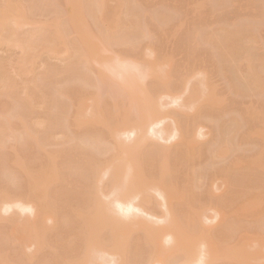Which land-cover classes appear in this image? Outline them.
<instances>
[{
  "label": "rangeland",
  "instance_id": "obj_1",
  "mask_svg": "<svg viewBox=\"0 0 264 264\" xmlns=\"http://www.w3.org/2000/svg\"><path fill=\"white\" fill-rule=\"evenodd\" d=\"M85 1L82 0L81 16L78 14L82 18L79 27L84 28L97 43L100 42L101 57L106 56L108 61L116 58L125 61L129 57L132 59L130 61L138 63V66L143 65L142 70L144 62L149 61L152 71L157 70V75L159 72L160 76H163L161 68L167 73L169 71V74H164V78L161 77L163 79L159 77L160 80L153 77L152 72V76H142L145 78L143 81L142 77L139 79L138 82L142 81L141 84L136 83L127 88L121 86L123 90L121 88L118 90L116 84L119 81L107 84L106 80L103 82L98 78L99 62L82 56L83 53L80 51L82 48L79 46L81 48L79 49L77 44L79 34L71 25L68 15L70 0H23L25 10H29L27 22L18 25L12 34L8 29L12 14L15 12V2L0 0V33L6 37H9L8 33L11 34L10 41L0 38V124H3V131L0 133V190L5 188L4 190L10 193V197L0 199V203L9 199L13 202L19 201L21 198L22 201L31 200L35 207L34 211L27 214L16 211L15 207H11L12 210L9 208L10 210L6 212L0 211V264H66L68 257H73L76 253L81 254L83 246L86 244L92 246L95 242V236H92L95 231L92 218L88 219L86 229L89 233H84L85 238L76 232L81 222L80 210L81 212L86 210V200L90 191L86 187L89 188L90 184L92 187L93 183L102 185L105 193L98 195L104 199L103 201L106 198L109 200L112 195L108 197L105 194L110 189L108 186L111 187L114 176L110 171L109 175L101 169L103 174L98 171L101 174H97L95 179L90 178L89 167H98L99 164L102 166L106 161L117 157L119 159L129 157L127 161L130 159L132 167L142 168L141 171H145L143 174L146 176L155 170L154 166H150V162L167 163L165 169L170 175L165 174V178L168 180L170 176L173 182L170 189H180L185 183L188 186L193 185L189 203L172 202L173 204L168 206L173 211L174 220L182 224V230L188 233L192 226L185 221L189 205L202 204L201 212L204 217L206 214L210 217L218 213L212 221L209 219L211 222L207 226L210 227L211 233L216 235L214 239L218 242L219 250L228 245L226 241L228 236H232L230 240L232 248L240 249V240L242 241L244 237L240 235L246 233L245 237L255 249L254 263H263L264 224L261 227L263 222L261 219L258 220L260 217L253 218L260 212H258L260 208H256L257 213L252 210L250 212L253 214H247L248 217L245 216L247 218L243 217L239 223L228 227L229 221H233L234 218H230V212L224 205L228 200V194L231 195L232 192L239 194L238 192L249 188L257 190L264 185V92L260 90L255 92V89L251 90V87L245 86L246 78L254 72L251 70L258 67L255 64L256 66L248 71L247 63H244L247 57L248 62L252 63H256L259 57H264V0H88L86 3ZM117 18L120 21L119 25L115 22ZM58 20L63 24L68 46L69 41L72 42L69 46L72 51L70 58L64 49H61L65 47H62L60 42L61 45L57 46L60 49H56L55 52L37 47L26 56L20 43L16 41L27 32L32 35L44 30L47 35ZM236 30L241 31L237 33L238 36L248 37L247 43L245 42L246 53H238L240 59L236 61L231 59L222 61L215 51L212 38L214 35L223 36L228 31ZM40 36L37 35L36 42ZM74 49L78 53L73 55ZM203 71H207L206 76ZM165 75H168V80ZM201 78L208 82L206 86H202L203 80L198 82ZM193 83L200 87L201 91L191 96L190 91L185 88L186 85L190 87ZM140 88L144 89L141 93L143 95L152 90L155 94L154 101L163 103L159 104V113L162 112L159 115L162 116L158 117H164L162 118L164 123L161 121V125L152 124L153 129L158 130L157 127L163 126L166 128L167 125L166 130L171 131L163 139L152 137L149 131L151 121H148L146 131L145 128L143 132L141 131L144 135L149 131L146 139L143 136L144 141H139L141 145L148 139L147 143L141 146L138 144L137 147L134 142L136 135H130V140L123 138L127 137L125 128L129 131L132 127L122 124L123 127L120 118L125 109L121 108L124 104L129 107L130 112L131 105L136 104L134 109L139 107L136 99L142 98L138 93L142 91ZM206 88H210L206 94L210 93L212 105L211 102L203 101L205 94L203 90L206 91ZM116 90L122 94H118ZM94 94L98 97L99 107L95 104ZM133 94L139 96L135 99ZM129 100L135 104H130ZM116 103L119 105L116 106ZM170 110L174 111L171 112L176 116L174 120L179 125V133L176 131L177 136L173 137L170 136V132L174 127L172 124L175 123ZM246 110L255 112L247 114ZM78 111L83 114L82 120L87 116L82 123L78 117L76 118L78 122L74 120ZM135 112L137 111L133 110L132 114ZM166 113L169 116L165 120L163 114ZM90 115L98 117L100 122H96V118L88 119ZM102 115H105L107 121L111 120L109 124L105 120L102 121L104 119ZM148 124L150 129L147 128ZM109 126L120 128L119 138L125 140L123 143L127 148L130 147L127 155L117 153L114 135L115 133L117 136V133L113 131L110 135ZM94 135L99 136L98 141ZM83 137L84 139L87 137L86 140L82 141ZM81 142L87 144L82 145ZM224 145L233 146L235 150L233 148L225 150L219 156L209 159L210 150L218 146L223 149ZM187 150L192 155L184 157ZM236 157L245 161L234 164L232 169L225 171ZM253 159L254 162L251 163ZM46 162L55 169L57 167L58 176L37 189L33 197H29L28 179ZM120 164L123 167L122 161ZM104 174L105 176L101 178ZM158 182L155 180L156 184ZM153 190L148 191L156 197L158 193L156 195L157 191ZM157 198L156 200L160 201V197ZM245 198L252 202L259 200L255 196L252 199ZM218 204L224 210L218 209ZM168 208L158 204L155 208L158 217L155 219H161ZM163 219L158 220L156 225L163 227L166 224ZM40 225L43 228H40ZM128 226L131 227L130 224H125L118 234L120 244L125 246L123 250L128 248L124 251H129L123 255L127 254L131 264H144L145 250L142 249V240H138L140 238L137 231L134 228L129 229ZM108 234L104 231L101 236L106 239ZM79 240L83 243L79 244ZM80 245L82 248H79ZM104 254L106 257L103 256L104 262L109 261L108 264H114V261L121 259V254L115 256L113 261L110 260L113 256ZM159 258H163V255H159ZM100 260L98 259L99 262ZM212 264L231 262L214 259Z\"/></svg>",
  "mask_w": 264,
  "mask_h": 264
},
{
  "label": "bare ground",
  "instance_id": "obj_2",
  "mask_svg": "<svg viewBox=\"0 0 264 264\" xmlns=\"http://www.w3.org/2000/svg\"><path fill=\"white\" fill-rule=\"evenodd\" d=\"M13 1L15 2L16 6H14L15 12L12 14V19L10 20V27L8 29L11 32V34L14 33V29H16L18 25L20 26V24H22V23L24 24L27 22L26 17H27V14L29 12V10H25V4L23 3V0H18V1L13 0ZM100 1H103V0H100ZM86 2H88V0H86L85 3ZM81 4H82V0H70L68 15L70 18L71 25L73 27H75L76 31L79 34L78 35L79 38L77 39L78 40L77 44H78V47L81 46L82 49L80 47H79V49H81L80 51H81V53H83V55L81 53L80 54L85 59H89L91 61L93 60L95 62L100 63V68H98L99 70L97 71V76H98V78L102 79L103 82H104V80H106L108 82L107 84H110V83L115 84L113 82L119 81L116 84V87L118 86L116 89L121 88V86H122V88L123 87L127 88V87L132 86L133 84H136V83L141 84V82L145 79L142 76L151 75L152 72L155 73V75H154V73L152 74L153 77H156V78L158 77V79L163 77L164 74H169V71L167 73L166 70L163 71V69L162 68L160 69V67L158 66L159 67L158 69H160L163 72V76H160L159 72H158L159 75H157V70H156V72H155V70L152 71V67H151L152 65L149 63V61L144 62V67L142 70L141 67L143 65L140 67V64H139V66H138L137 65L138 63L137 64H135V62L133 63V61H130L132 59H130L129 57L127 58L128 60L126 59L125 61L124 60L122 61V59H119V58L118 59L117 58L116 59H110V61H108L105 58L106 56L101 57L100 56L101 54L99 55L100 51L102 50V48L100 47V42L97 43L95 41V39L91 38L86 33L84 28L79 27L80 21L82 19L80 17L81 16L80 12L82 10ZM28 9H30V8L28 7ZM78 14L80 16H78ZM3 19H5V18H3ZM115 22L118 25L120 24L119 19L115 20ZM122 29L120 31H122ZM239 31L240 30L228 31L223 36L222 35L221 36H219V35L213 36L212 42H213V45L215 47V51L218 53L219 58L221 57V59H223L222 61H224L225 59H231V61H236L237 59H240L239 58L240 55H237L238 53H241V52L246 53L245 42L247 41L248 37L246 36V38H245V36L244 37L238 36L237 33L241 32V31L240 32ZM123 32H124V29H123ZM64 33L65 32H64L63 24H62L61 20H58L55 23L53 29L49 32V34L45 35L44 30H39L35 34H32V35H30L31 33L27 32V33H24L22 35L21 39H19L16 42L20 43L19 45L21 46L23 53L25 52L26 56L28 54H30V52H33V50L36 49L37 47H42L43 49H46L47 51L55 52L56 49H58V48L60 49V47H57V46L61 45L60 43H62L61 46L65 47V48H61V49H64L65 53L69 57V56H71V52H72V51H70L69 46H70V44H72V42L69 41V46H68L67 40L65 41L66 38H65ZM8 34L10 37L11 34L10 33H8ZM37 35H41V36L38 38V40L36 42L35 38H37ZM9 37L3 36L0 33L1 40L10 41L11 39ZM118 37L120 38V36H118ZM60 40H62V42ZM79 40H80V43H79ZM74 50H73V55H74V53L75 54L78 53L76 51V49H74ZM82 56H80V57H82ZM107 59H109V57ZM245 59H246V57H245ZM248 61H249V59L247 57L246 62L244 61V63H247L246 67H247L248 71L251 70L253 67H255L256 66L255 64H257L258 68L251 70L254 72L250 73L248 75V77L246 78V83H245L246 85L245 86H247L248 88L251 87V90H252V88L255 89V92L256 91H258V92L263 91L264 92V57H259V59H257L256 63L255 62L252 63V62H248ZM250 61H252L251 58H250ZM154 66H155V64L153 63V67ZM160 70H158V71H160ZM203 72L205 73V76H206L207 71L206 72L203 71ZM167 76L168 75H165L166 79L168 78ZM141 77H142V79H141ZM163 78H161V79H163ZM139 79H141L142 81L138 82ZM205 79L208 80V78H205ZM0 80H1V73H0ZM201 80L204 81V82L202 81L203 85H202V83H201V85L206 86L207 85L206 83H208V82L205 81L204 78H201L198 82H200ZM167 82H169V81H167ZM196 84L199 85V83H197V82H196ZM196 84L194 85V83H193L192 85H190V87H187V85H186V88L184 87L185 90L190 91L191 96H193L194 93L197 94V92L201 91L200 87H198ZM137 87H139V86H137ZM208 89L210 90V88H208ZM208 89L206 91L203 90L205 92V94L202 91V93L204 94L203 101H208L209 103L211 102V105H212L213 101L210 100V97H209L210 93H208V95L206 94L207 91L209 92ZM118 90H120V89H118ZM118 90H116V91H118ZM143 91H144V89L140 92L138 91V93L141 94ZM120 93H121V91L118 94H120ZM92 95H93V93H92ZM133 95H135L134 96L135 99H136V96H139L138 94L137 95L133 94ZM141 95H142L141 99H138V98L136 99L137 104L139 106L138 108L137 107H136V109L133 108L136 106V104L134 102H132V103H134L135 105L130 106V104H132V103H130V100H129V103H130L129 106L132 109L131 112H130L129 107L124 106L125 104L121 107L122 109H124V108L125 109L123 110V114L121 115V118H120L122 120L121 125L122 124H124L125 126L130 125L132 127L131 129H129V131L126 130V128H125V133L127 134V137H125V136L124 137L121 136V137L126 138V139L128 138L130 140V138H129L130 135L131 136L136 135V138H135L136 141H134V142L137 145V147H138V144L140 145V142L144 141V139L142 140V138H143V136L145 138L149 131H150V133H152V137L155 136V137H158V139H159V137H161V139H163V137H165V135H168V132L171 131V129L169 131H167L166 129L168 127L166 125L165 126L166 128H164V126H163L164 124L162 125L163 127H160V128L157 127L158 130L153 129V127H152L153 125H156V124L161 125L162 124L161 121H162V118H164V117H160V118L158 117V115L160 113L162 114L161 111L159 113V109H160L159 104H161L162 102L160 103V101L157 100V102H158L157 103L154 101L153 97L155 96V94H153L152 90H151V92H149V90H148V92H145L144 95L143 94H141ZM205 95H207V97ZM191 96H190V98H191ZM93 97H94V99H96L95 104L98 105L97 107H99L98 97L95 94ZM159 98L160 97L158 96V99ZM192 99L193 98H191V100ZM127 103H128V101H127ZM118 105L116 103V106H118ZM161 105H163V103ZM95 106H94V109H96ZM116 109H118V107ZM126 109H129V110H126ZM119 110H121V109H119ZM133 110L134 111L136 110L137 112L132 114ZM165 111L169 114V112L167 110H165ZM165 111H164V113H165ZM171 111L174 113L173 110H170V112ZM121 112L122 111H120V113ZM172 112H171V114H172ZM246 112L248 114L250 112H255V111L249 112L246 110ZM167 113H166L167 116L165 114H163L165 116V120L168 119V116H169ZM171 114H170V116H171ZM243 114H245V113H243ZM91 115L94 116L93 114H91ZM91 115H90V117H88V119L89 118L90 119L96 118L95 119L96 122H100V120L98 121V117L94 118ZM82 116H83V114L82 113L80 114V112H79L75 115L74 120H76V122H78V120L76 119L78 117L81 119L80 122L82 123L87 118V116H85L84 120H82V118H83ZM102 116L104 118L102 121L105 120L109 124V122L111 120L109 121V119H108V121H107L106 120L107 118H105V115H102ZM109 116H111V114H109ZM159 116H162V115H159ZM242 116L245 117V115H242ZM106 117H108V115ZM118 117H120V116H118ZM175 117L176 116H174V115L171 116V118H173V121H174L173 123H175V125H176L175 126L172 124V126H174V127H172V129H173L172 132H170L171 133L170 136H172V137L177 136L176 131L179 130L178 122L177 121L175 122V120H174ZM148 121H151L150 127H151L152 131H151L150 127H148L149 126V124H148L147 128H149L150 130L147 131L146 135H144V133L142 134L141 131L143 130V128L146 127V123ZM108 124H107V126H108ZM115 124H116V122H115ZM121 125L119 123L120 127L123 126V125L122 126ZM128 127H127V129H128ZM108 128H110L109 129L110 130L109 132H111L110 135H112L113 131H116V133H117V136L114 133L115 138H116L117 148H118L117 153L118 152H119V154L128 153L130 150L129 149L130 147L127 148L126 145H124V143H123V142H125V140L122 141V139L119 138L118 133H119L120 128L118 126H116V127L115 126H111V127L109 126ZM2 131H3V124H0V133ZM121 131H122V129H121ZM126 131H128V132H126ZM145 131H146V128H145ZM165 132H167V133H165ZM128 133H130L129 136H128ZM173 133L176 135H173ZM178 133H179V131H178ZM95 136L96 135H94V137ZM149 136H151V135H149ZM90 137H92V136H90ZM98 137L96 136V138H95L96 141H98ZM166 137H168L170 139L169 136H166ZM86 138L84 139V137H83L82 141L86 140ZM90 139L92 140L93 138H90ZM131 139H132V137H131ZM164 139H167V138H164ZM147 140H145V142ZM88 141L90 142V140H88ZM189 142H190V140H189ZM84 143L87 144L86 142H84ZM144 143H142V144H144ZM85 144L82 143V145H85ZM91 144H92V141H91ZM224 146H222L223 149L218 148V147H221V146H218V147H215L212 150H210L209 159H211V157L219 156L225 150L229 151L228 149L233 148V146L230 147V145H228V146L224 145ZM85 150H87V149H85ZM187 155H192L189 150L185 151L184 157H187ZM84 156H86V155L84 154ZM127 158H129V157H127ZM127 158H124V157L122 159H119L118 157H117V159L112 158V159L106 161L102 166H100L101 164H99L98 167H92V166L89 167L88 174L90 173V175H89L90 178L97 177V174H99L101 172V169H103V171H105L104 173L109 174V171L112 173V175L114 176V180H113V183L111 182V187L108 186V188H110V189L109 190L107 189L108 192H107V194H105L107 196L112 195V197L110 196V199L108 200L105 197V195H102L108 200L107 201L105 199V201H103L104 199L100 198L99 195L101 196V194H104L105 190L103 191V189L101 187L102 185L100 186L98 183L97 184L93 183L92 187L90 186L91 184L89 185V188L86 187L87 190L88 189L90 190L89 193L87 191L88 198L86 197L87 198L86 210L84 212H81L82 210H80L79 222L80 221L81 222L79 223V226L77 227L76 232L78 233L77 235H80V237H81V234H82V237L85 238L84 233H86V232H87V234L89 233L86 229L88 227V223H87L88 219L92 218L93 222H94L93 225H95V228H94L95 231L93 232V235L92 234L91 235L95 236V238H94L95 242L93 243L92 246H88L87 244L85 246H83V250H81L82 251L81 254H79V253L74 254L73 253L75 256H73V257L70 256L71 258L68 257L66 259L67 260L66 264H104V263L108 264L109 261H107L108 263L106 261L104 262V259L106 258L104 256L105 255L104 253L109 254V256H113L110 259L111 261H113V258L115 256H119L121 254L120 255L121 259H117L116 261H114V264H131L130 260L126 256L127 254L123 255L124 252L128 251V250L127 251H124V250H126L128 248H124V250H123V247H125V246L120 244L119 238H118V234L123 230L125 224L126 225L130 224L131 227L128 226V228L129 229L134 228L139 235L140 239H138V240H140V241L142 240L141 241L142 245H143L142 249L145 250V252H144L145 253L144 254V256H145L144 257V264H212L214 259H220V260L222 259L224 262L229 261V262H231V264H256V263H254V257H253V254L255 253V249L253 248V246H251L249 244L248 239L245 237L246 233H241L242 235H240V236H244V237H242L243 240L242 241L240 240V246H241L240 249L232 248V245L230 244V240H231L232 236H228V239L226 240L228 242V245L225 246V248H223L222 250H219L218 242L214 239V237L216 235L212 234L210 229H209L210 227L207 226L212 221V219L214 217H217L218 213H215L213 216H210V217L206 216L207 215L206 214L204 217V215H202L203 212H201L202 204H199V205L197 204V206H194L193 204L190 203L191 205H189V210L186 212L185 221L188 223L189 226L191 223L192 226L188 230L189 231L188 233L184 232L182 230V228H181L182 224L180 225L174 220V218H173L174 214H172L173 211H171L170 208H168V206L170 207L173 204L172 202H174V203H176V202H188L189 203L190 202L189 199H191L190 197H192V193L190 192V190H191V188L193 189V185L188 186L185 183L184 185H182V187L180 189H177V190L170 189L173 186V184H172L173 182H172V180H170V178H171L170 176H168V178H169L168 180H166V178H165V174L170 175L169 172L166 173L167 171H166L165 167H166L167 163L165 164L162 161L150 162L151 163L150 166L151 167L154 166L155 170H154V172H150V174L148 176H146L143 174L145 171L144 172H143V170L141 171L142 168L140 169L137 167L136 168L132 167V165H131L132 162L130 161V159H128V161H130V163H129L127 161ZM47 159L48 158H46V161H48ZM85 159L88 160L87 158H85ZM248 159H250V157L247 158V160ZM120 160L123 162V167L120 164L121 163ZM242 161H245V160L244 159L241 160V158L236 157L235 159H233L232 164L229 165L225 169V171H229L230 169H232L234 164L237 165V163L239 164ZM48 162H46L42 167H40L38 170H36L33 177L28 179L29 197H33L35 195V192L37 189L41 188L44 185H47L48 181L50 179H54V177L56 178V176H58V173H57L58 171H56L57 167L55 169L54 166H50V164H48ZM90 162H91V160H90ZM253 162H254V159L251 160V163H253ZM258 164L260 165L261 163L258 162ZM98 171H100V172H98ZM243 171H245V170H243ZM101 173L103 174V172H101ZM102 176H105V174L101 175V178H103ZM99 178H100V175H99ZM155 180L159 181L158 184L155 183ZM103 187L107 188V186H103ZM258 187H260V186H258ZM4 189L2 188V191L0 190V196L2 197V198L0 197L1 200L4 197L5 198L10 197V193ZM148 190H153L155 192L157 191L155 194L157 195V193H158V195L156 197H153L152 196L153 194L151 195V193ZM98 193H100V194L98 195ZM227 193L228 192H226V194ZM238 193L239 194H234V192H232V194H231V191H230L231 195H229V194L227 195L229 197L227 198L228 200L226 202V205L222 204V205H224V208H227L229 210L230 218H234L233 221H229L228 227H231L234 223L235 224L239 223L242 220V218L245 217L247 214L251 213L252 210H254L256 212V208L257 209L260 208V210H258V212L259 211L260 212L257 215L255 214V216L253 218L260 217L258 220H260V219L262 220L263 223L261 221L260 222L262 223L261 227H263V224H264V185L262 186V188H257V190H256V188L255 189L249 188V189H246V191H241ZM254 196L257 197L259 200L252 202V201L247 200L245 198V197H248V198L252 199V197H254ZM157 197H160V199H159L160 201L156 200ZM225 197L226 196H224V198ZM20 199H19V201L15 200L14 202L10 201V199L8 201L6 200L5 202H1L0 204H2V203L3 204L0 205V211L4 210V212H6L7 210H10L11 207H15L16 211H19L20 213L22 212L23 214H27V213H31L32 210L35 209V207L30 202L31 200L22 201V199L21 200ZM12 200H13V198H12ZM221 200L224 201L225 199H221ZM16 201H18V202H16ZM158 204H159V206L160 205L167 206V208H168L166 213H164L165 215H163V217H162V218H164L163 219L164 223L166 222V224L163 225V227H159V224L156 225L157 222H159L158 220L162 219V218L161 219L160 218L155 219V217H158L157 216L158 214L156 213L157 211H155V208H157ZM218 205H219L218 209L224 210V208L222 206L220 207V204H218ZM28 211H30V212H28ZM202 211H203V209H202ZM251 214H253V213H251ZM247 217H248V215H247ZM247 217H245V218H247ZM166 219H168V220L165 221ZM209 219H211V221H209ZM40 228H43V226L40 225ZM199 228H200V231H199ZM229 229H231V228H229ZM104 231L109 233L108 234L109 236L106 237V239L104 238V236H101L104 234ZM94 233H95V235H94ZM228 234L231 235L230 233H228ZM242 238H240V239H242ZM262 238L264 239V234L262 235ZM84 240L85 239H83V241ZM131 241H133V239ZM82 243L83 242H80V240H79V244H82ZM79 248H82V246ZM171 252H173V253H171ZM128 253H129V251H128ZM159 255H163V258H159ZM98 259L99 260L101 259L100 262L98 261ZM111 261H110V263H111ZM258 264H264V262L258 263Z\"/></svg>",
  "mask_w": 264,
  "mask_h": 264
}]
</instances>
